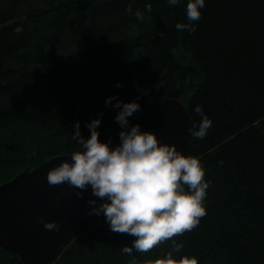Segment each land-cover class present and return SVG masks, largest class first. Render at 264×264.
<instances>
[{"label":"trees","instance_id":"trees-1","mask_svg":"<svg viewBox=\"0 0 264 264\" xmlns=\"http://www.w3.org/2000/svg\"><path fill=\"white\" fill-rule=\"evenodd\" d=\"M186 2L0 0V185L79 150L75 121L87 138L85 124L102 112L99 139L115 131L110 96L142 111L180 99L193 129L196 105L212 127L190 137L185 155L204 169L207 214L174 237L183 245L174 258L264 264V0H205L192 33L175 28L187 22ZM134 239L91 215L53 264H144L171 250L169 240L123 253ZM0 264L24 263L0 248Z\"/></svg>","mask_w":264,"mask_h":264},{"label":"clouds","instance_id":"clouds-1","mask_svg":"<svg viewBox=\"0 0 264 264\" xmlns=\"http://www.w3.org/2000/svg\"><path fill=\"white\" fill-rule=\"evenodd\" d=\"M184 0H168L169 6H178ZM205 0H187L186 23H177L178 31L195 32V22L201 19ZM151 10V5H148ZM130 10V9H129ZM138 19L142 14L135 13ZM117 88L122 87L117 83ZM116 100V103H111ZM116 112L115 122L121 129L120 143L112 147L110 142L102 143L97 130L103 113L92 119L85 127L90 135L85 138L80 131L79 121L72 124L71 139L80 146L70 154L69 160H62L46 173L49 187L67 184L77 189L75 196L82 198V192L91 189L95 199L87 203L93 207L88 215L100 216L112 232L135 237L132 246H123L121 251L131 255L133 249L140 253L151 251L161 243L171 240V250L164 257L147 260L144 264H198L195 257L182 255L174 258L183 248L176 236L194 230L206 216L204 200L209 183L200 161L185 156L175 145L161 143L154 132L141 131L139 124L130 125L129 118L142 111L136 101L123 102L110 96L105 107ZM194 111L201 117L198 128L190 129L192 137L203 139L212 127V121L204 114L200 105ZM59 203V201H56ZM45 230L60 231L55 222L37 218Z\"/></svg>","mask_w":264,"mask_h":264},{"label":"water","instance_id":"water-1","mask_svg":"<svg viewBox=\"0 0 264 264\" xmlns=\"http://www.w3.org/2000/svg\"><path fill=\"white\" fill-rule=\"evenodd\" d=\"M129 121L130 125L139 124L141 131L154 132L161 143L175 145L187 154L193 123L180 99L162 97ZM120 131L117 128L100 141L115 147L120 143ZM62 160L70 161V154L55 156L0 185V248L17 255L24 264H53L91 216L88 212L93 206L87 201L102 202L91 195L90 187L82 192V198H77L78 190L67 184L49 187L46 173ZM38 217L57 222L60 231L45 230L36 222Z\"/></svg>","mask_w":264,"mask_h":264},{"label":"rangeland","instance_id":"rangeland-1","mask_svg":"<svg viewBox=\"0 0 264 264\" xmlns=\"http://www.w3.org/2000/svg\"><path fill=\"white\" fill-rule=\"evenodd\" d=\"M144 110H145V109H144ZM144 110H143V111H144ZM139 114H140V113H139ZM118 128H119V127H118ZM3 129H4V128H3Z\"/></svg>","mask_w":264,"mask_h":264},{"label":"bare ground","instance_id":"bare-ground-1","mask_svg":"<svg viewBox=\"0 0 264 264\" xmlns=\"http://www.w3.org/2000/svg\"><path fill=\"white\" fill-rule=\"evenodd\" d=\"M185 88V87H184ZM190 140V139H189Z\"/></svg>","mask_w":264,"mask_h":264}]
</instances>
